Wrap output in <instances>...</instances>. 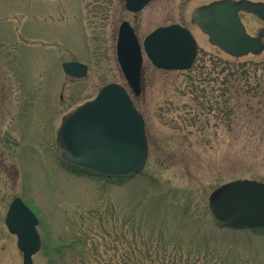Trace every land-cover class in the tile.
<instances>
[{"label": "rangeland", "instance_id": "374dc122", "mask_svg": "<svg viewBox=\"0 0 264 264\" xmlns=\"http://www.w3.org/2000/svg\"><path fill=\"white\" fill-rule=\"evenodd\" d=\"M214 1L153 0L131 13L124 0H0V264H22L17 238L4 223L16 197L39 219L41 248L33 264L51 258L81 264L82 251L104 253L99 236L68 249L62 260L54 255V247L87 233L102 235L103 224L110 232L106 255L113 258L127 242L161 233L195 255L264 264V233L218 228L208 206L227 182L264 183V51L234 58L214 46L191 17ZM240 17L251 36L264 27L251 13ZM122 21L140 44L156 28L179 24L193 35L197 54L189 70L168 71L143 52L141 94L133 101L145 122L146 164L131 178L104 179L61 166L55 137L104 85H126L115 50ZM211 59L220 61V79ZM67 61L86 64V76L66 75ZM235 71L246 82L223 83ZM130 219L137 226L122 230L127 241H113Z\"/></svg>", "mask_w": 264, "mask_h": 264}, {"label": "water", "instance_id": "95a60500", "mask_svg": "<svg viewBox=\"0 0 264 264\" xmlns=\"http://www.w3.org/2000/svg\"><path fill=\"white\" fill-rule=\"evenodd\" d=\"M153 0H124L128 12L138 13ZM250 12L264 21V4L248 0H220L192 12V20L209 41L225 54L240 58L264 50V28L250 36L240 18ZM116 59L130 92L125 86L109 83L96 97L78 107L56 132V157L63 166L107 179H128L143 170L148 145L145 122L133 104L131 94L141 93L143 52L158 69L186 71L194 64L197 44L179 24L158 27L142 45L128 21L119 25ZM63 72L84 78L88 66L75 61L62 63ZM214 224L223 229L264 231V183L241 179L227 182L208 199ZM4 223L17 238L22 264H33L41 248L38 217L16 197L10 203Z\"/></svg>", "mask_w": 264, "mask_h": 264}, {"label": "trees", "instance_id": "16d2710c", "mask_svg": "<svg viewBox=\"0 0 264 264\" xmlns=\"http://www.w3.org/2000/svg\"><path fill=\"white\" fill-rule=\"evenodd\" d=\"M212 63L214 64V69H218L217 73V79H220V61L216 62L212 60ZM227 65V64H226ZM214 69L207 71L206 75L208 77L211 76V74L214 72ZM206 70V69H205ZM200 72L202 74L204 71ZM235 71L233 73H227L223 78V83L228 85V83H232L234 80H231L233 77H235L237 80H243L246 82L245 75H241ZM242 77V79H241ZM258 86H261V83L259 82L257 84ZM255 90V87H254ZM213 104L211 100H208V105ZM106 216H99L100 220L103 222L104 218ZM88 220H92L89 218ZM133 219L130 220H125L124 222L121 223V230L120 233L118 232V235H115V240L113 241H122L126 240L129 236L128 233L125 231H122L125 226H129L131 230L134 229L135 223L132 221ZM106 223V222H104ZM108 228V227H107ZM101 230L103 231V234H94L92 233L84 237H78L77 239L73 240L71 244L68 245H60L54 247V255L56 257H59L61 260L63 259V256H65L66 252L68 249L72 248L73 250L75 249L76 245H83L85 246L86 240L87 239H92L96 237H103L101 238V242L98 243V246H102L104 248V253L101 252H87V251H82L81 256L82 257V262L81 264H250L247 261H243L240 258H231V256H218L215 254H209L208 252H204L203 255H195L191 251H188L187 249L183 248L179 244L175 242H169L164 240L163 234H159L158 236H155L156 238L159 239H154L152 236L155 234L152 233L150 238L144 240L142 243H128L125 246L124 249L121 252V255L119 258H113L112 256H107V235L110 234V232L105 228V225L103 224ZM91 233V232H90ZM111 236V235H110ZM109 236V238H110ZM134 234L132 235V237ZM111 242V241H110ZM136 243V244H135ZM96 249V247H95ZM109 249V248H108ZM89 251V250H88ZM91 251V250H90ZM94 251V250H93ZM103 254V255H102ZM50 264H55L53 263V259H50ZM64 264H67L64 262Z\"/></svg>", "mask_w": 264, "mask_h": 264}, {"label": "flooded vegetation", "instance_id": "af4514ba", "mask_svg": "<svg viewBox=\"0 0 264 264\" xmlns=\"http://www.w3.org/2000/svg\"><path fill=\"white\" fill-rule=\"evenodd\" d=\"M264 23V22H263Z\"/></svg>", "mask_w": 264, "mask_h": 264}]
</instances>
